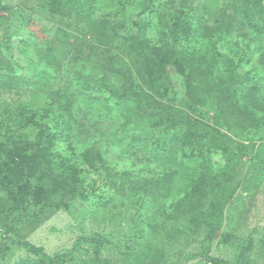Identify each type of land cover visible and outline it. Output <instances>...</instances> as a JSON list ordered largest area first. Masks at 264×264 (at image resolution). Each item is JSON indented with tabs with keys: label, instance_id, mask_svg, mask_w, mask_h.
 Listing matches in <instances>:
<instances>
[{
	"label": "rangeland",
	"instance_id": "obj_1",
	"mask_svg": "<svg viewBox=\"0 0 264 264\" xmlns=\"http://www.w3.org/2000/svg\"><path fill=\"white\" fill-rule=\"evenodd\" d=\"M57 1L0 0V67L16 80L0 78V116L19 114L22 107L36 113L56 107L62 94L75 98L71 142L58 144V150L77 170L65 172L55 158L44 177L55 205L43 206L29 195L24 206L16 201L8 220L0 219V264H43L44 256L59 257L63 264H208L213 257L228 264H264V97L253 79L254 66L264 72L262 37L234 28L232 46L253 61L233 77L220 75L226 66L218 71L205 59L192 58L187 64L195 90L190 93L179 71L168 67L170 104L212 128L227 147L217 149L216 141L206 145L213 178L191 182L181 154L169 144L174 135L154 127L161 104L143 95L145 104L133 101L120 108L119 98L108 102L96 90L99 81L122 92L131 80L140 85L134 66L129 67V50L109 38L121 30L119 16L139 11L122 4L125 0H91L90 13L85 0ZM199 79L208 82L198 84ZM244 96L248 102L242 104ZM13 121L11 132L17 136L23 125L18 117ZM37 123L25 127L31 139L39 132ZM7 136L0 133V146L8 143ZM188 137L196 143L191 133ZM74 186L79 194H70ZM215 188L225 193L217 231H185L212 206ZM6 194L0 187V201L11 207ZM189 195L191 206L183 203ZM60 202L64 205L57 208ZM95 238L108 243L97 248L83 241ZM24 242L42 254L29 252Z\"/></svg>",
	"mask_w": 264,
	"mask_h": 264
},
{
	"label": "trees",
	"instance_id": "obj_2",
	"mask_svg": "<svg viewBox=\"0 0 264 264\" xmlns=\"http://www.w3.org/2000/svg\"><path fill=\"white\" fill-rule=\"evenodd\" d=\"M121 2L126 7L128 4L135 7L139 12L133 17L127 14L119 16L117 21H120V26L118 25V28L120 27L121 30L118 32L116 28V32L112 31L109 38L110 42H119L129 50V58L127 57L131 62L129 67L134 66L140 85H135L131 80L130 87L122 92L114 83L99 81L96 82V90L108 102H111L112 97L119 98L120 108L129 106L133 101L134 104L141 106L145 104V98L161 104V114L156 119L154 127L162 129L166 135H174L169 144L173 146L172 151L176 155L181 154L182 161L186 165L187 179L191 182L212 179L213 161L211 150L206 145L216 141L217 149L227 151V147L222 144L212 128L192 120L189 115L170 104L172 103L170 102L172 83L168 67L174 66L179 71L189 93L195 90L193 73L188 71L187 64L192 58L199 56L205 59L208 67L214 66L218 71H223L222 67L226 66L220 75L233 77L244 64H251L253 60L248 54L232 46L236 36V34L232 36V32L234 28H239L241 33H246V36L251 33L250 35L260 36L264 40V8L259 0H182L181 2L125 0ZM57 3L63 4L64 1L58 0ZM84 5L86 13H90L93 8L92 1L85 0ZM2 55L0 46V62ZM5 70L6 68L0 67V78H5L11 83L16 82L8 78V70ZM131 74L133 76V71ZM16 79L20 80L18 77ZM253 79L259 87L260 94L264 97V72L256 66L253 67ZM202 82L199 79L198 84ZM207 82L204 80L203 83ZM90 88L91 85L88 84V89ZM143 95L146 97L144 98ZM166 102L169 104L165 105ZM247 102L248 98L244 96L242 104ZM74 103H76L75 98L62 94L55 103L56 107L42 110L39 113L22 107L19 114H13L8 118L0 116V133L3 130L6 134L8 133V143L0 146L2 149L0 152L7 162L6 165H0V187L6 189V198L11 204V207H4L5 200L0 201V206L1 202L3 203V209L0 207V219L6 217L8 220L11 212L18 208L15 206L16 201L20 200V205L24 206L23 203L27 201L29 195L43 206L53 204L50 201L52 190H49L50 192L45 190L44 177L47 175V165L53 163L55 158L61 160L63 167L66 168L65 172L76 174L75 166L58 150V144L67 145L71 142V118ZM50 114L53 115L52 126L48 122ZM16 117L20 118V123L23 125L17 136L11 132L10 128ZM36 119H38L36 127L39 132L35 138L31 139L25 127L34 123ZM189 133L195 137L196 143L192 144L188 141ZM230 156L235 159L233 153ZM230 161L233 162V160ZM228 168V166L225 167V170ZM59 178L62 182V177L59 176ZM69 191H71L70 194H79L77 186ZM213 193L214 202L209 207L210 209L208 208L201 217L191 219L194 221L184 227L185 231L194 230L192 232L194 235L202 228L211 234L217 231L224 207L225 193L218 188L213 189ZM191 196L189 195L183 203L189 206L194 204ZM61 205H64L63 202L56 207ZM83 241L95 244L97 248H102L108 243L103 238L83 239ZM23 245L33 254L41 255L43 252L41 248L29 242H24ZM78 249L79 246L76 245L73 252ZM43 259H47L43 264H63L59 257L51 259L44 256ZM207 262L208 264H228L219 257L207 258ZM240 264H244V261Z\"/></svg>",
	"mask_w": 264,
	"mask_h": 264
}]
</instances>
